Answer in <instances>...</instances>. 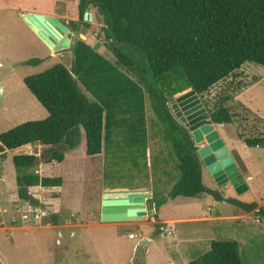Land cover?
<instances>
[{
    "label": "trees",
    "instance_id": "trees-1",
    "mask_svg": "<svg viewBox=\"0 0 264 264\" xmlns=\"http://www.w3.org/2000/svg\"><path fill=\"white\" fill-rule=\"evenodd\" d=\"M90 6L103 21L100 31L116 60L77 38L74 75L67 64L59 63L24 77L48 115L0 133V159L12 153L20 199L36 205L30 187L63 185L59 166L65 160L64 150L78 146L82 135L88 156L104 154L107 159L104 175L117 179L112 186L122 187L120 181L134 178V171L142 173L148 167V98L153 135L164 143L154 159V174L159 169L167 173L171 163L175 172L171 181L163 183L168 186L166 194L155 187L149 199L154 208L179 196L211 193L264 220V206L205 185L203 162L191 134L201 123L186 127L169 105L189 89L202 95L246 62L264 66V0H78L79 19L89 30L93 24L84 20V13ZM204 106L210 122H232L223 102L214 110ZM240 137L248 146L264 147V135ZM27 145L42 149L48 173L32 170L36 153L18 152ZM185 264L244 262L237 240L213 239L206 252Z\"/></svg>",
    "mask_w": 264,
    "mask_h": 264
},
{
    "label": "rangeland",
    "instance_id": "rangeland-1",
    "mask_svg": "<svg viewBox=\"0 0 264 264\" xmlns=\"http://www.w3.org/2000/svg\"><path fill=\"white\" fill-rule=\"evenodd\" d=\"M64 9L71 10L72 16L79 18L73 1L64 4L61 0H0V133L48 115L46 108L24 84L25 76L59 63L70 67L71 63V53L51 50L24 21L23 13L25 10L62 13ZM90 10L96 14L88 21L93 24L90 30L79 22L80 19L70 20L68 25L72 31H77L76 39H84L115 61L100 31L103 21L95 7L90 6ZM36 58L39 63L33 61ZM129 74L135 78L133 73ZM78 85L91 97L80 83ZM200 96L211 110L222 102L229 108L232 122L216 124V128L244 178L249 173L253 176L251 188L238 194L230 183L218 185L203 164L205 185L240 201L264 206V147L248 146L240 137L264 135V66L246 62ZM152 117L147 98L148 167L142 173L134 171L132 179L123 178L119 184L122 187L112 186L117 179L105 177L107 159L104 154H86L83 135L78 146L65 149L64 163L59 166L63 185L29 189L38 200L34 208L44 213L38 221L35 214L26 210L25 204L29 202L18 196L19 173L13 165L12 153L0 159V176L4 178L0 183L7 184L8 189L3 198L8 206L2 216L9 228H0L1 263L185 264L206 252L213 239H234L240 244L244 264H264V220L253 211L218 200L211 193L168 199L141 220L102 221L104 191L146 190L153 194L155 187L165 194L168 191V186L163 183L171 181L175 172L171 163L167 173L159 169L154 174V159L160 156L164 143L153 135ZM18 152L36 153L38 160L32 170L48 173L42 149L27 145ZM24 214L27 215L25 219Z\"/></svg>",
    "mask_w": 264,
    "mask_h": 264
},
{
    "label": "water",
    "instance_id": "water-1",
    "mask_svg": "<svg viewBox=\"0 0 264 264\" xmlns=\"http://www.w3.org/2000/svg\"><path fill=\"white\" fill-rule=\"evenodd\" d=\"M92 13L86 11L84 20L91 21ZM24 21L53 51L71 53L70 72L74 75L76 54L74 43L76 34L59 19L52 15L27 12ZM175 117L191 130L198 154L218 185L230 183L238 194L249 189L234 156L225 140L216 128V123L210 122V115L204 106L199 93L194 89L177 94L170 102ZM152 194L146 190H111L104 191L101 200L102 221H135L141 220L153 212L154 202L149 201Z\"/></svg>",
    "mask_w": 264,
    "mask_h": 264
},
{
    "label": "crops",
    "instance_id": "crops-1",
    "mask_svg": "<svg viewBox=\"0 0 264 264\" xmlns=\"http://www.w3.org/2000/svg\"><path fill=\"white\" fill-rule=\"evenodd\" d=\"M64 2V4L67 3V1H73L75 3V5L77 6L78 4V0H61ZM69 7V6H68ZM70 8V7H69ZM78 10V9H77ZM26 12H24L23 14L25 15L27 12H37V11H33V10H25ZM91 13H92V16H93V19L95 18L96 14H95V11L94 10H89ZM37 13H42V14H47V15H52L54 17H56L57 19H59L62 23L63 22H66V26L69 28L70 31L71 28L70 26L68 25V23L70 22V20H79V18L77 19V16H72V13H71V10H66L64 9L62 13H45V12H37ZM79 22L82 23L81 20H79ZM74 33H77V31L73 30ZM72 31V32H73ZM84 40V39H83ZM180 94V93H179ZM242 160H244V157L242 156ZM236 161V160H235ZM237 163V162H236ZM244 163H245V160H244ZM238 165V164H237ZM238 167L240 168V166L238 165ZM245 167L246 169L248 168L247 167V163H245ZM247 171V170H246ZM253 176H252V173H249L248 176L246 177V182L249 186V189L251 188V183H250V180H252ZM4 181V178L2 176H0V182H3ZM42 186H33V187H30L29 189L31 188H40ZM2 194V195H1ZM8 194V189H7V184L5 183H0V205H1V213H0V228L1 229H9L8 227L5 226V223H4V219H3V216H2V212L5 211L7 209V207H5L7 205L6 202H4V199L3 198H6V195ZM1 197H2V202H1ZM8 206V205H7ZM3 207V208H2ZM118 223H123V222H130V221H117ZM13 228H15V226H13Z\"/></svg>",
    "mask_w": 264,
    "mask_h": 264
},
{
    "label": "built area",
    "instance_id": "built-area-1",
    "mask_svg": "<svg viewBox=\"0 0 264 264\" xmlns=\"http://www.w3.org/2000/svg\"><path fill=\"white\" fill-rule=\"evenodd\" d=\"M28 202H29V201H28ZM33 205L35 206V204L29 202V203H26V204H25V207H26V210H27L28 212L33 213V215L35 214V215H34L35 220L38 221V220H40L41 216H42L44 213L41 212V211H42L41 209L34 208ZM0 210H1V209H0ZM22 217L25 219V218H27V215L24 214Z\"/></svg>",
    "mask_w": 264,
    "mask_h": 264
}]
</instances>
